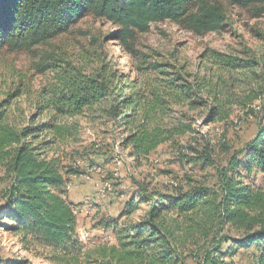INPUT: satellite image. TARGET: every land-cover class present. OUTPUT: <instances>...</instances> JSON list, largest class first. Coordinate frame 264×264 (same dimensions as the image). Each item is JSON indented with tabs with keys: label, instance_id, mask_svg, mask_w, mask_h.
I'll list each match as a JSON object with an SVG mask.
<instances>
[{
	"label": "rangeland",
	"instance_id": "rangeland-1",
	"mask_svg": "<svg viewBox=\"0 0 264 264\" xmlns=\"http://www.w3.org/2000/svg\"><path fill=\"white\" fill-rule=\"evenodd\" d=\"M215 1L225 11L221 31L198 36L169 22L151 24L147 33L136 35L133 53L117 41L111 24L90 16L29 51L0 50V104L9 102L6 108L14 125L37 131L32 145L39 148L41 158L55 161L63 180L59 195L74 216L75 240L84 251L82 256L62 255L61 250L37 244L24 249L11 231L19 220L13 210L7 211L4 198L11 177L0 166L2 263L73 264L72 257H79L78 264H96L102 252L117 245L119 231L145 217L148 207L141 202L140 185L147 194L164 199L195 188L212 189L216 168L225 167L234 152L255 138L264 125V5L240 8L228 0ZM48 57L70 61L84 74L101 71L116 83L121 81L116 87L125 95L132 88L146 91L149 97L150 90L179 76L198 81L206 86L202 95L206 103L195 100L190 110L187 103H176L171 97L161 106L166 116L160 115L161 124L190 125L192 133L173 137L135 165L122 142L130 132L120 125L123 117L111 121L104 114L75 113L68 106L58 113L52 87L59 85L63 73L61 68L40 72ZM87 57L93 62H85ZM153 63L159 68H151ZM212 113H218L213 121ZM47 123L60 131L58 136L52 138ZM203 138L209 143L213 164L202 158ZM243 181L264 191V175ZM104 183L109 187L101 193ZM128 209L135 211L124 215ZM221 235L240 237L226 227ZM253 252L254 248L232 250L222 263H215L256 264ZM57 255L63 256L61 261ZM185 262L198 264L189 257Z\"/></svg>",
	"mask_w": 264,
	"mask_h": 264
},
{
	"label": "trees",
	"instance_id": "trees-1",
	"mask_svg": "<svg viewBox=\"0 0 264 264\" xmlns=\"http://www.w3.org/2000/svg\"><path fill=\"white\" fill-rule=\"evenodd\" d=\"M228 2L240 8L264 5V0ZM88 16L111 24L114 37L130 53L136 35L147 33L151 24L169 22L202 36L221 31L226 19L223 6L215 0H0V50L29 51L67 33ZM84 60L93 62L90 57ZM71 64L51 57L40 64L42 73L51 68H61L63 73L59 85L52 87L57 100L53 106H60L58 113L68 106L75 113L98 112L111 121L123 117L120 125L130 132L122 142L135 165L173 137L192 133L190 125L161 124L160 115L166 117L161 106L171 97L176 103H187L190 110L195 100L206 103L202 100L206 86L198 81L179 76L150 90L149 97L146 91L132 88L125 95V90L116 87L121 81L116 83L101 71L81 73ZM151 68L158 69L159 65L153 63ZM8 103L0 104V166L11 177L4 195L7 211L13 210L19 220L11 231L24 249L37 244L61 250L62 255L71 252L82 256L84 251L75 240L74 216L59 195L63 180L56 163L41 158L39 148L32 145L35 129L14 125ZM216 115L212 113L210 120ZM135 118L137 124H133ZM47 126L52 138L58 136V129L50 123ZM203 140L202 158L213 164L209 143ZM258 174L264 175V125L242 150L229 157L225 167L216 168L212 189L195 188L164 199L147 194L140 185L141 202L148 207L145 217L119 231L117 245L102 252L100 260L93 263L186 264L189 257L198 264H216L232 250L254 248L255 263L264 264V191L243 181ZM134 211L128 209L124 215ZM224 227L240 233V237L222 236ZM62 255L56 259L61 261ZM72 258L73 264L79 263V257Z\"/></svg>",
	"mask_w": 264,
	"mask_h": 264
},
{
	"label": "built area",
	"instance_id": "built-area-1",
	"mask_svg": "<svg viewBox=\"0 0 264 264\" xmlns=\"http://www.w3.org/2000/svg\"><path fill=\"white\" fill-rule=\"evenodd\" d=\"M108 187H109L108 184H107V183H104V184L102 185V191H101V193H103L104 190H107Z\"/></svg>",
	"mask_w": 264,
	"mask_h": 264
}]
</instances>
